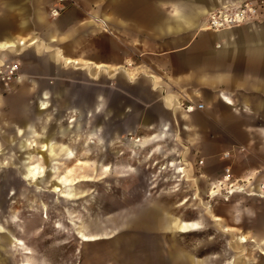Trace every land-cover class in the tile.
<instances>
[{
	"label": "rangeland",
	"instance_id": "obj_1",
	"mask_svg": "<svg viewBox=\"0 0 264 264\" xmlns=\"http://www.w3.org/2000/svg\"><path fill=\"white\" fill-rule=\"evenodd\" d=\"M19 1L0 0V38L8 31L25 35L19 31L22 21L17 20ZM224 1L223 4L236 0ZM39 2L28 0L27 9L32 15L28 16L26 28L32 30L29 32L32 35L50 26L51 18L64 10L66 1L60 5L57 15L48 7L49 20L38 17ZM257 3V12L241 26L260 25L264 21V0ZM2 15L7 20L1 19ZM42 37L51 48L68 45L57 37L55 40H50L54 38L51 36ZM20 51L11 54L20 64L23 81L12 83L8 90H0V98H4L0 104L1 119L20 120L29 102L36 110L38 88L48 85L42 86L39 81H52L57 75L58 66L52 65L47 60L48 54L36 46L28 45ZM62 70L57 77L72 86L66 88L74 93L75 99L85 100L83 107L88 111L100 92V77L92 79L81 68ZM30 76L38 77L37 86H33ZM113 97V94L109 96L112 103ZM65 110L62 109V114ZM97 111L89 113L92 120L94 115H99ZM104 120L106 139L102 146L94 142L95 137H88L92 142H86L82 133L58 136L81 160L26 159L27 163L21 159L35 148H20L17 142L12 143L14 140L9 135L4 133L8 138L5 140L0 133L5 149L4 152L0 146V264H264V243L259 238L256 240L247 225L264 212V197L247 194L253 186H264V155L258 156L257 150L254 153L239 146L242 144L229 151L220 148V143L213 149V156L203 160L201 154L205 150L199 148L193 129L185 126L190 122L183 117L177 119L175 128L163 126L155 132L122 130L120 119L113 111L111 115L105 114ZM39 123L40 128L48 120L44 117ZM49 124L51 130L55 129L53 123ZM114 130L121 132L112 143L110 137ZM144 134L149 137L146 145L136 141ZM239 135L246 139L245 134ZM226 151H229L228 157H224ZM116 163L124 172L131 164L134 171L119 176L112 171ZM186 163L189 177L184 169L178 172ZM227 168L231 176L224 179ZM30 170L37 172L36 180L30 176ZM238 185L244 189L229 192ZM68 188L73 190L70 197ZM213 189L215 192L211 194ZM146 199L170 206L171 221L198 222V230L182 232L173 226L165 230L133 228L128 221L136 219V212ZM256 204L259 205L257 212L249 215V207ZM207 205L222 214L226 222L221 218L215 221L217 224L212 221L210 214L205 213ZM229 206L238 207L234 216L220 212ZM120 218L128 222L127 228L118 226ZM82 232L98 238L82 240ZM244 233L248 234V243L241 241ZM17 239L31 252L27 254L20 249Z\"/></svg>",
	"mask_w": 264,
	"mask_h": 264
},
{
	"label": "crops",
	"instance_id": "obj_2",
	"mask_svg": "<svg viewBox=\"0 0 264 264\" xmlns=\"http://www.w3.org/2000/svg\"><path fill=\"white\" fill-rule=\"evenodd\" d=\"M223 2L66 0L64 10L51 18L50 26L40 29L39 35H32V30L26 28L31 14L27 9L28 0H20L17 20L22 21L19 31L25 35L8 31L0 42L25 40V44L16 45L17 50L36 46L43 54H48L47 60L52 65L58 66L57 75H61L62 68L66 67L84 69L90 78L100 77V92L96 94L93 107L86 111L85 100L79 102L66 88L72 87L69 83L64 84L57 75L53 82L42 79L39 84L48 85L38 88L36 110L29 102L18 121L1 119L0 115L3 138L8 139L5 133L20 148H35L21 160H81L76 158L73 148L58 140V136L68 132L84 134L86 142H92L90 138L95 137L94 142L102 146L106 139L104 115H111L113 111L120 119L122 130L136 132H155L163 126L175 128L177 119L183 117L190 122L185 126L193 129L199 148L205 150L201 154L203 160L212 157L213 149L220 143V148L229 151L242 144L239 146L254 153L257 150L258 156L264 155V21L260 25L209 30L207 17ZM54 3L55 0H40L41 14L37 13V16L49 20L48 7L52 8ZM5 15L1 19L7 20ZM3 30H6L5 26ZM42 36L54 37L50 40L57 37L68 45L51 48ZM30 80L37 86L38 77L30 76ZM111 94L113 103L109 101ZM183 98H190L194 103L203 102L204 106L184 112L180 106ZM3 100L0 98V104ZM62 109H66L63 114ZM96 109L99 115H94L92 120L89 116ZM48 110L50 112L46 113ZM44 117L48 123L39 128V120ZM49 123H53L55 129L51 130ZM120 132L112 131V143ZM239 134H245L246 139ZM136 141L146 145L149 137L144 134ZM0 146L5 152L1 142ZM173 164L175 162H171ZM187 165H184V172L189 177ZM112 171L122 176L134 171V167L129 164L124 172L116 163ZM243 189L238 185L229 192ZM67 190L69 197L73 195L71 188ZM247 194L264 197V186H253ZM258 206H250L248 214L257 212ZM235 208L238 207L229 206L220 212L234 216ZM205 213H209L214 222L218 220L215 219L217 216L226 222L211 205L206 206ZM130 221L133 228L165 230L173 226L182 232L195 230L198 224L188 220L171 221L170 206L148 199L137 210L136 219ZM128 222L120 218L118 226L127 228ZM247 225L256 240L259 238L264 243V212L249 220Z\"/></svg>",
	"mask_w": 264,
	"mask_h": 264
},
{
	"label": "built area",
	"instance_id": "obj_3",
	"mask_svg": "<svg viewBox=\"0 0 264 264\" xmlns=\"http://www.w3.org/2000/svg\"><path fill=\"white\" fill-rule=\"evenodd\" d=\"M66 0H55L51 12L57 15L60 11V5ZM257 0H238L227 2L221 7H217L211 14L208 15V27L211 30L222 29L226 26H238L248 22L257 10ZM28 43V42H27ZM22 44H19L21 46ZM21 49L17 50L15 46H7L0 50V90H8L12 83L20 82L18 79L24 76L20 72V64L13 58V54H19ZM19 51V52H18ZM181 110L190 112L195 108H202L203 102L194 103L190 98L180 99ZM177 107L179 102L177 99ZM132 138V136H131ZM139 138V137H138ZM138 138L136 140H138ZM229 152L224 153V157H228Z\"/></svg>",
	"mask_w": 264,
	"mask_h": 264
},
{
	"label": "bare ground",
	"instance_id": "obj_4",
	"mask_svg": "<svg viewBox=\"0 0 264 264\" xmlns=\"http://www.w3.org/2000/svg\"><path fill=\"white\" fill-rule=\"evenodd\" d=\"M238 1V0H237ZM239 26V25H238ZM206 27L207 28H209L208 27V21H207V24H206ZM224 28H231L230 26H226V27H224ZM224 28H222V29H224ZM217 30H219V29H217ZM32 42V41H31ZM31 42H28V43H31ZM26 42H25V40H23V39H20V40H18V42H12V41H2V42H0V50H2V49H4L5 47H7V46H15L16 47V45H19V44H25ZM27 43V44H28ZM23 79V77H21L20 79H18V81H21ZM48 106V105H47ZM48 149V148H47ZM53 150V149H52ZM40 155V154H39ZM38 155V156H39ZM26 161V160H25ZM27 162V161H26ZM28 163V162H27ZM37 163V162H36ZM36 165V164H35ZM30 168V167H29ZM184 169V167H182V166H180V168H179V171L181 170H183ZM31 171V173H30V176L32 177V179L33 180H36L37 179V177H38V174H37V172L35 171V170H30ZM41 171H43V170H41ZM226 171H227V173L225 174V176H224V179H228L230 176H231V172H230V169L229 168H227L226 169ZM40 175V174H39ZM41 176V175H40ZM29 178V177H28ZM56 187H57V185H56ZM59 188H56V190H58ZM62 189V188H61ZM69 191V190H68ZM56 192V191H55ZM211 192V194L213 193V192H215V190L213 189V190H211L210 191ZM59 194V193H58ZM78 195V194H77ZM66 196V195H65ZM208 210V209H207ZM208 214V213H207ZM45 216H47V212H46V214H45ZM215 219H220V217L219 216H217V217H215ZM181 221V220H180ZM200 225V224H199ZM1 227V226H0ZM178 227V226H177ZM198 230V229H197ZM243 234V233H242ZM245 234V233H244ZM81 238H82V240H92V239H94V238H96L93 234H87V233H84V232H82L81 233ZM241 241L243 242V243H248L249 242V240L247 239V236L246 235H243L242 237H241ZM16 243H17V246L20 248V249H23L24 250V252L25 253H29V252H31V250L27 247V245H25L24 244V242L21 240V239H17L16 240ZM262 252H264V251H262ZM27 264V263H26Z\"/></svg>",
	"mask_w": 264,
	"mask_h": 264
},
{
	"label": "water",
	"instance_id": "obj_5",
	"mask_svg": "<svg viewBox=\"0 0 264 264\" xmlns=\"http://www.w3.org/2000/svg\"><path fill=\"white\" fill-rule=\"evenodd\" d=\"M52 82H53V80H52Z\"/></svg>",
	"mask_w": 264,
	"mask_h": 264
}]
</instances>
